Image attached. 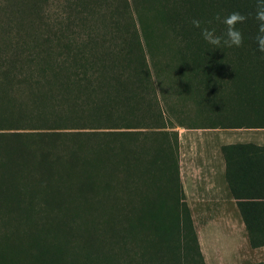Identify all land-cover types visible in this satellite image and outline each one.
<instances>
[{
  "label": "trees",
  "instance_id": "obj_1",
  "mask_svg": "<svg viewBox=\"0 0 264 264\" xmlns=\"http://www.w3.org/2000/svg\"><path fill=\"white\" fill-rule=\"evenodd\" d=\"M39 1L0 48V264H205L173 129L188 107L201 129H264L256 0H66L76 33L44 24ZM234 11L253 14L243 45L214 49L201 29L221 35L214 16ZM94 15L106 33L80 35ZM220 151L263 247L264 147Z\"/></svg>",
  "mask_w": 264,
  "mask_h": 264
},
{
  "label": "rangeland",
  "instance_id": "obj_2",
  "mask_svg": "<svg viewBox=\"0 0 264 264\" xmlns=\"http://www.w3.org/2000/svg\"><path fill=\"white\" fill-rule=\"evenodd\" d=\"M39 1L38 7L43 11V17H41V21L48 26L59 27L66 30L77 32V27L79 24L76 14H69L67 10V2L66 0H45ZM33 6L35 7V0H0V48L3 49L5 47H16V40L18 39L17 27L16 25L20 21L21 18L28 15V11L25 10V7ZM104 13V12H103ZM99 16H92L89 19L80 35L88 34L91 37H95L99 35H103L106 33L99 23ZM23 28H28L25 26ZM44 29H41L40 32H43ZM81 31V30H80ZM11 32V33H10ZM99 32V34H98ZM102 33V34H101ZM12 38V40H11ZM10 43V44H9ZM1 51V50H0ZM7 59L2 60L0 58V62H6ZM173 99V98H172ZM171 99V100H172ZM176 100V106L179 107L180 111H182V98L180 97V101ZM190 106V105H189ZM173 108V107H172ZM176 110V109H175ZM187 112H185V116H179L182 118V124L184 128L190 129H200L199 127L208 123L203 122L202 119L197 117L195 112H192L190 107L187 108ZM178 117V116H177ZM177 125V124H176ZM183 128V127H182ZM178 133L181 137V141L184 138H199L200 140L203 138L211 140V142L219 141L218 139H226L227 142H255V140L263 139L264 140V129H233L228 131H190L184 132V129L181 127H176L173 129ZM222 130V129H221ZM209 132V133H205ZM184 145V144H183ZM183 145L181 149L183 148ZM180 149V147H179ZM180 153V151H178ZM209 162V160L205 161ZM210 166H212V162H209ZM207 220V219H206ZM211 220V219H209ZM199 232V237L201 239V243L203 244V254L202 258L205 264H255L253 263L255 255H249L245 252V248L243 249L239 244L238 248L236 245L229 241L228 234L225 226L219 223L215 224H204L195 226ZM198 240V239H197ZM239 243H241L239 241ZM242 244V243H241ZM201 252V251H200ZM234 252V253H232Z\"/></svg>",
  "mask_w": 264,
  "mask_h": 264
},
{
  "label": "crops",
  "instance_id": "obj_3",
  "mask_svg": "<svg viewBox=\"0 0 264 264\" xmlns=\"http://www.w3.org/2000/svg\"><path fill=\"white\" fill-rule=\"evenodd\" d=\"M184 132L190 131H228L233 129H190L181 128ZM209 133V132H205ZM207 138V137H206ZM184 138L178 135L179 153V178L184 194V201L190 211L193 226L197 235L198 244L203 254L199 232L196 224H215L221 222L227 230L229 241L238 248V244L249 255H255L253 261L264 264V246L252 249L249 245L245 227L236 207L235 200L231 196L225 182V164L221 154V147L231 144H253L264 147V140L255 142H227L219 138V141L211 142L209 139ZM184 144V145H183ZM183 145V148L181 149ZM212 162L210 166L209 162ZM257 193H264L263 188L256 189ZM256 202H264V199H256ZM207 219V220H206ZM211 219V220H209ZM239 241L242 243H239ZM234 253V252H232ZM256 264V263H255Z\"/></svg>",
  "mask_w": 264,
  "mask_h": 264
},
{
  "label": "clouds",
  "instance_id": "obj_4",
  "mask_svg": "<svg viewBox=\"0 0 264 264\" xmlns=\"http://www.w3.org/2000/svg\"><path fill=\"white\" fill-rule=\"evenodd\" d=\"M249 16H253V14L245 15L239 11H234L227 16H221L220 13H217L214 16V20L225 25V31L221 35H217L215 28L209 29L205 27L201 29L200 34L207 44L213 46L214 49L241 47L244 42V36L237 28V25L245 23ZM253 18L257 22V32L252 39L257 45V50L264 54V0H256ZM191 23L196 28L201 27L200 20L194 19ZM208 23L211 24L212 21ZM261 59H264V55L261 56Z\"/></svg>",
  "mask_w": 264,
  "mask_h": 264
}]
</instances>
